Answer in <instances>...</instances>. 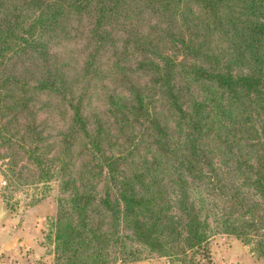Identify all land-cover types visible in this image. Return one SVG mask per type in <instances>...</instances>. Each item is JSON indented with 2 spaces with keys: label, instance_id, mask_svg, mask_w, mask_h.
Instances as JSON below:
<instances>
[{
  "label": "trees",
  "instance_id": "obj_1",
  "mask_svg": "<svg viewBox=\"0 0 264 264\" xmlns=\"http://www.w3.org/2000/svg\"><path fill=\"white\" fill-rule=\"evenodd\" d=\"M0 163L56 181L52 264L264 260V0H0Z\"/></svg>",
  "mask_w": 264,
  "mask_h": 264
},
{
  "label": "rangeland",
  "instance_id": "obj_2",
  "mask_svg": "<svg viewBox=\"0 0 264 264\" xmlns=\"http://www.w3.org/2000/svg\"><path fill=\"white\" fill-rule=\"evenodd\" d=\"M39 117H42V114ZM57 194V183L54 180L37 184H14L7 181L0 163V264L53 263V220ZM210 226L215 234L208 239L207 257L199 258L201 264H209L211 261L209 242L215 238L225 236L223 240L226 241L238 240L249 250L250 245L244 244L236 236L216 233L212 222ZM143 254L141 261L163 258L168 264L173 262L171 258L157 256L154 253ZM140 260L117 261L112 264H132Z\"/></svg>",
  "mask_w": 264,
  "mask_h": 264
},
{
  "label": "crops",
  "instance_id": "obj_3",
  "mask_svg": "<svg viewBox=\"0 0 264 264\" xmlns=\"http://www.w3.org/2000/svg\"><path fill=\"white\" fill-rule=\"evenodd\" d=\"M220 237V236H219ZM215 238L209 242V253L211 261L209 264H264L242 245L238 240ZM132 264H168L163 258H149Z\"/></svg>",
  "mask_w": 264,
  "mask_h": 264
}]
</instances>
